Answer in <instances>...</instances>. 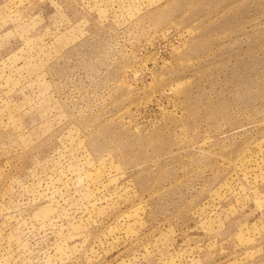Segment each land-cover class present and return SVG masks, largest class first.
I'll list each match as a JSON object with an SVG mask.
<instances>
[{
	"label": "rangeland",
	"instance_id": "rangeland-1",
	"mask_svg": "<svg viewBox=\"0 0 264 264\" xmlns=\"http://www.w3.org/2000/svg\"><path fill=\"white\" fill-rule=\"evenodd\" d=\"M0 264H264V0H0Z\"/></svg>",
	"mask_w": 264,
	"mask_h": 264
}]
</instances>
